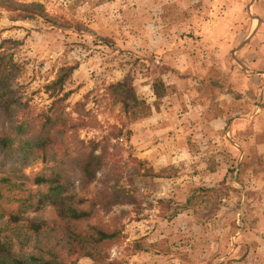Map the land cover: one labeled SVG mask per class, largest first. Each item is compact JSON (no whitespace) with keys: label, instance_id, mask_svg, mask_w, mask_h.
<instances>
[{"label":"rangeland","instance_id":"1","mask_svg":"<svg viewBox=\"0 0 264 264\" xmlns=\"http://www.w3.org/2000/svg\"><path fill=\"white\" fill-rule=\"evenodd\" d=\"M10 1L41 5L53 23L11 22L0 8V37L22 41L17 59L26 65L29 93L53 80L63 54L78 61L66 88L72 94L65 117L83 127L63 136L43 160L11 130L26 115H15L12 124L0 116V131L13 138L11 150L0 154V179L23 186V193L7 194L14 203L4 208L16 213L29 194L36 201L45 189L29 181L40 173L63 172L78 197L116 181L141 204L109 213L96 208L92 224L109 228L119 218L123 228L107 264H264V0ZM127 72L138 98L151 106L147 120L133 121L105 95V87ZM158 81L164 85L161 100L153 94ZM49 104L46 95L36 94L29 116ZM257 125L263 146L257 155L240 156L235 142L242 145ZM104 139V167L81 193L62 153L79 140ZM137 161H146L145 169L172 165L178 173L170 180L145 178ZM221 181L230 190L218 211H186L167 221L169 201L184 203L197 189ZM26 217L49 220L52 212L44 207ZM0 233L16 241L1 218Z\"/></svg>","mask_w":264,"mask_h":264},{"label":"trees","instance_id":"2","mask_svg":"<svg viewBox=\"0 0 264 264\" xmlns=\"http://www.w3.org/2000/svg\"><path fill=\"white\" fill-rule=\"evenodd\" d=\"M0 8L9 15L11 22H30L43 20L48 24L49 17L44 8L38 4H18L10 0H0ZM1 35V32H0ZM22 41L2 39L0 37V116L9 123L17 114L26 115L20 125L14 124L12 131L25 137L22 146L31 155L43 160L51 154L57 142L62 144V137L70 131H78L83 123H72L66 116L68 100L72 92L66 91L74 72L80 66L78 61H70L65 54L58 61V68L53 80L47 82L35 93H29L26 83V65L17 59ZM42 92L50 104L34 116H29V106L33 97ZM164 85L158 81L153 85L156 100L163 98ZM108 100L120 108L121 112L133 121H142L151 116V106L139 99L134 86V75L127 72L120 80L111 82L105 87ZM77 107H83L77 103ZM121 134L117 131L115 138ZM13 138L4 129L0 131V154L9 152ZM77 148L65 150L62 157L72 163L79 182L81 193H87L97 182V174L103 169L108 156V141H77ZM146 161H137L138 173L144 170V177L157 180H170L177 176L175 166L157 170L148 167ZM216 169V168H215ZM210 168L211 173L215 172ZM231 173L234 170H230ZM29 183L45 192L33 200L27 195L18 201L16 213L9 212L5 205L14 203L13 193H23V186H16L11 178L0 179V218L5 222L16 241L2 237L0 233V264H75L88 260L93 264H107L109 249L122 241L123 228L119 218L107 228L100 223H93L96 208L107 213L113 207L132 205L140 207L141 202L132 192L126 191L115 181L100 184L91 197H78L72 190V181L63 172L40 173ZM230 188L221 181L213 187L199 188L184 203L169 201L166 209L171 212L166 218L172 220L186 212H201L213 208L218 211L222 200ZM10 197H8V195ZM51 209L49 220L27 218L28 212L37 213L42 208ZM14 242V243H13ZM29 250V252H28ZM139 250V249H138Z\"/></svg>","mask_w":264,"mask_h":264},{"label":"crops","instance_id":"3","mask_svg":"<svg viewBox=\"0 0 264 264\" xmlns=\"http://www.w3.org/2000/svg\"><path fill=\"white\" fill-rule=\"evenodd\" d=\"M258 109V108H257ZM259 112V111H258ZM255 115H257V113H255ZM151 117V116H150ZM149 119V118H147ZM145 119V120H147ZM144 121V120H143ZM255 129V130H254ZM248 136H244L246 137L244 142H242L241 145V141L238 139L239 144H237V142H235V149L236 151L240 154V156H249L255 153V155H257V152L260 148V146H263V143H261V135H260V131L258 129V125L254 128Z\"/></svg>","mask_w":264,"mask_h":264}]
</instances>
